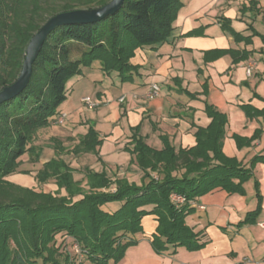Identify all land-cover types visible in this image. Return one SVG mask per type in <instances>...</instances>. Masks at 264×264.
<instances>
[{
	"label": "trees",
	"instance_id": "16d2710c",
	"mask_svg": "<svg viewBox=\"0 0 264 264\" xmlns=\"http://www.w3.org/2000/svg\"><path fill=\"white\" fill-rule=\"evenodd\" d=\"M109 1L0 0V90L16 80L26 45L49 18ZM181 6L180 0H124L112 16L58 26L46 36L26 87L0 104V264H116L136 244L132 236L142 232L141 220L147 215L156 217L150 240L156 254L168 245L197 251L203 244L185 224L195 210L190 202L216 188L243 194L242 184L252 173L222 153L226 119L209 105L205 114L210 123L197 128L192 148L175 150L164 138V148L157 151L132 136V153L143 172L140 186L87 171L88 189L84 190L73 181V170L54 159L43 165L35 179L38 183L54 179L55 193L7 180L17 172L24 155L31 162L38 160L40 149L32 145L33 140L39 130L54 123L66 99V83L94 62L104 73L116 72L122 83L130 82L137 70L130 64L135 50L164 42ZM218 23L230 30L227 23ZM71 51L75 58L70 57ZM99 145L90 128L73 151L97 154ZM171 193L184 196L186 202L174 207ZM111 203L120 206L114 212L105 210ZM148 206L152 208L147 210ZM259 208L244 223H253ZM59 235L72 239L75 253L57 245Z\"/></svg>",
	"mask_w": 264,
	"mask_h": 264
},
{
	"label": "crops",
	"instance_id": "0c3cea01",
	"mask_svg": "<svg viewBox=\"0 0 264 264\" xmlns=\"http://www.w3.org/2000/svg\"><path fill=\"white\" fill-rule=\"evenodd\" d=\"M180 1L169 37L135 50L130 64L137 70L130 82L122 83L118 73H104L94 62L66 83V99L57 110L66 115L64 123L39 130L32 143L40 149L38 160L24 155L7 180L55 193L54 179H35L54 159L73 170V181L84 190L87 171L140 186L143 172L132 153V136L157 151L164 148V138L175 150L192 148L197 128L210 123L205 114L209 105L226 119L222 153L252 173L242 184L243 194L216 188L195 199L205 209H195L185 224L203 244L200 250L168 245L156 254L150 244L156 217L146 216L142 232L132 236L136 244L116 264H264V229L259 227L264 223V0ZM219 20L230 30H223ZM152 85L159 91L147 98ZM85 97L96 107L89 109L82 102ZM90 128L100 141L97 154H76L73 149ZM117 204L104 208L115 210ZM258 207L255 221L244 223Z\"/></svg>",
	"mask_w": 264,
	"mask_h": 264
},
{
	"label": "water",
	"instance_id": "95a60500",
	"mask_svg": "<svg viewBox=\"0 0 264 264\" xmlns=\"http://www.w3.org/2000/svg\"><path fill=\"white\" fill-rule=\"evenodd\" d=\"M124 0H110L104 6L94 9H81L57 14L49 18L31 37L25 48L21 70L16 80L0 90V104L17 96L27 85L32 64L40 52L46 36L58 26L77 23H94L114 15L122 6Z\"/></svg>",
	"mask_w": 264,
	"mask_h": 264
},
{
	"label": "built area",
	"instance_id": "2783aa9c",
	"mask_svg": "<svg viewBox=\"0 0 264 264\" xmlns=\"http://www.w3.org/2000/svg\"><path fill=\"white\" fill-rule=\"evenodd\" d=\"M219 1H223V2H229V1H232V0H219ZM246 74L248 76H250V68H247L246 70ZM159 89L156 85H152L151 86V89L150 91L148 92L147 94V98H153L154 96L157 95ZM123 99L121 98L120 101H122ZM82 102L89 108V109H93L96 107V104L93 103L88 97H85L82 99ZM66 119V115L61 113V114H58L55 119H54V123L55 125H62L64 123ZM169 201L170 203L176 207V208H179L181 205H183L186 201H185V198L184 196L182 195H179L177 193H171L169 195ZM195 201H192L190 202V206L196 210H204L205 207L203 205H197L194 203ZM259 227L263 228L264 229V223H259ZM244 262L248 263L249 261L247 259L244 260Z\"/></svg>",
	"mask_w": 264,
	"mask_h": 264
},
{
	"label": "rangeland",
	"instance_id": "374dc122",
	"mask_svg": "<svg viewBox=\"0 0 264 264\" xmlns=\"http://www.w3.org/2000/svg\"><path fill=\"white\" fill-rule=\"evenodd\" d=\"M70 57L71 58H75L76 57V55H74V53L71 51V53H70ZM38 187V186H37ZM34 189H36V187H33ZM43 188H46V189H50V186H48V187H43ZM114 205H118L117 203H114ZM106 210V209H105ZM116 210V209H115ZM108 211H110V212H114V209L113 210H108ZM147 216H153V215H147ZM144 217H146V216H144ZM143 217V218H144ZM142 218V219H143ZM142 221V220H141ZM56 243H57V245L58 246H60V247H62V248H66L70 253H75V244H74V242L72 241V239L71 238H68V237H65V236H57L56 237Z\"/></svg>",
	"mask_w": 264,
	"mask_h": 264
}]
</instances>
